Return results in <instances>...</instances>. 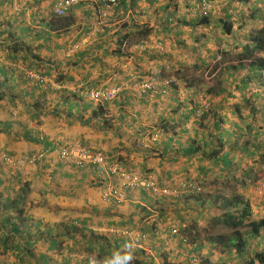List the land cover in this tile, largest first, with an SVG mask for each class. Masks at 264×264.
Wrapping results in <instances>:
<instances>
[{"label":"trees","instance_id":"16d2710c","mask_svg":"<svg viewBox=\"0 0 264 264\" xmlns=\"http://www.w3.org/2000/svg\"><path fill=\"white\" fill-rule=\"evenodd\" d=\"M26 1L24 4L29 3V0ZM36 1H34L35 4H37ZM45 1L47 7L40 11L37 19V24H42L47 29L44 33L35 34L32 31L33 27L28 23V31H26V35L28 36L27 41L15 39L8 45L0 43V51L3 49L0 52V104L4 103V106L10 109V111L12 109L17 110L14 112L16 116L27 115L29 119L39 120L38 122L46 114L56 118H60V116L67 117L72 122H74L73 120L83 122V120L90 121L93 119L104 122H110L111 120L112 122L111 116H109V119L103 116L108 109V104L105 102L95 104V102L86 101L79 96L77 91L71 89L72 86L76 85L73 73L78 72L75 67L78 66L80 59L83 60V63H93L91 67L100 65L103 76H109L111 72L105 59L102 61L101 57L108 59L116 56L123 63L122 66H129V63L132 64L137 59L135 48L139 45H146L153 32V27L148 25V22L140 24L136 21L141 13L139 8L141 0L120 1L115 12L118 13L120 18H125V22L118 27L113 36L106 37L107 39L105 40H109L107 44H110L111 47L105 49V53H102L100 60L98 56H86L89 52V47H85L84 49L80 47L66 58L64 57V46V48L58 51L59 55L57 53L55 64L52 66L48 62H45L44 58L39 54L42 53L40 47L47 45L46 42L51 35L56 34V36H59L62 33L65 34L78 25L79 16L73 10L83 7L89 2L71 4L61 14H58L52 8L51 2L53 1ZM188 2V0H163L162 3L165 5L162 6V9H166V11L162 13L159 20V22L163 21L165 29L167 28L171 32L173 30L176 32L175 39L184 50L183 55H178V59L176 60L179 64V68L174 72L176 78L182 83L186 81V65H190L196 70L204 67L207 68L210 60L217 55L212 50L220 42L225 44V51L230 57L235 53L240 54L239 59L245 60L244 66L250 69L249 71L244 69L243 61L233 62L232 66L229 63H224L221 64L220 68L218 67L217 74L214 77L219 94L223 92L243 94V96H240L242 97V107L237 116V119L242 118V125L238 120L235 125L233 123L232 129L227 133V135L232 133L235 138L233 143H231V149H227V151L223 149L225 142L222 136L225 134V131H219V133L212 131L213 129L219 130L220 126H223V118H215L210 128L206 125L209 123V115L212 111H205L201 115L196 113L195 97L198 93L200 95H207V92L202 86H197L196 90H194L195 82L192 80H188L182 92L179 90V92L166 97L163 94H155L152 97V102H148L146 100L148 96L142 94L135 100L138 103L135 104L134 112L120 106L119 110L121 114L118 121L116 118V132H118V128H128L134 123L140 126V136H143L146 133L147 126L136 124V122L139 120L138 117L144 114L143 111L148 110L146 106H151L157 111L166 110V106L171 107L173 109L171 116L180 119L185 124V130L180 136H176V133L171 134L174 138L173 142H181V144L173 147L175 149L171 148L173 142L161 147L162 151L168 154V156L164 155L162 161L165 163H178L179 166L175 169L176 172L199 171L196 175L208 186L205 200L203 201V198L198 199L201 206L200 216L191 219L189 223L185 224L188 208L179 210L178 215L182 221V225L179 224L178 229L181 235L184 237L190 236L192 242L198 237L204 238L209 242V252L202 258L200 264H212L211 256L215 251H219L221 256L217 258L214 264H264V216L259 219L252 216L250 202L244 194H238L239 192L237 191V193L226 195L224 190L225 188L234 190L236 186L247 185L246 175L248 170L245 167L246 162L240 164V161H238L241 155L253 160L260 159L261 166L264 168V107L261 100L257 104H250L249 110L247 107H244L246 102L253 103V96H258V91H256L253 81L259 75L260 69L264 67V0H227L224 2L221 0L215 13L210 12L209 15L196 14L195 17L190 16L191 7ZM7 3L10 4L11 0H0V7L7 6ZM170 5L173 7L170 8ZM7 8L4 9L6 10ZM27 8L30 11L29 16L35 19L37 11L34 5L29 4ZM24 9H26L25 5ZM22 14H25V12ZM184 21L189 26L185 25L187 30L190 27L192 29L196 27L195 32L189 36L191 42L196 40L200 42L199 40H206L210 37V43L207 45L203 44V46L186 48L185 41L182 38V34L186 30H183L184 28L179 29V25H182ZM252 21H256L258 26L252 27ZM91 22H93L94 26L96 19ZM87 23L90 25V20H87ZM235 25L238 27L237 31L234 30ZM93 26L91 24L89 28L83 30V35L80 38L77 37L75 41L77 42L85 37L93 29ZM205 26L209 29L205 30ZM0 33L3 34V32ZM219 37L222 38L219 39ZM103 38L101 37L99 41H102ZM102 44L98 43L96 47L100 48ZM31 47H33V50ZM89 53L92 55L94 51ZM141 59L140 57V61H134L136 63L134 67H138L139 70L144 71L143 68H140V63L143 62ZM20 62L25 68L35 70L42 75L50 77L55 84L61 85V87H47L44 82H38L33 77L26 75L19 66ZM64 64L66 67L63 66ZM210 66L212 67V65ZM238 67H241L244 72L243 74L239 72ZM163 70L165 71V67ZM164 73L162 71L159 74L158 69L153 76L164 79ZM81 82L85 83V86H91L87 77ZM175 87L177 88V84H175ZM207 90L213 93L215 88L210 86ZM127 93L131 95L135 94L134 92ZM181 94H184L185 100L183 102L179 100ZM174 102L176 105H174ZM132 103L134 102L132 101ZM86 112H90L89 115ZM74 113L77 114L75 117H73ZM121 116L124 117V120H122ZM171 121L172 123L174 122V120ZM3 123L8 128L13 124V122L8 120L3 121ZM126 123L129 124L127 125ZM172 123L160 119V122H156V126L157 128H167ZM39 136L38 141H44L41 138L39 139ZM136 136L140 137L138 133ZM228 138L226 137V143ZM28 139L32 141L35 139L37 141L36 137H28ZM137 140L139 146L142 147L139 141L140 138ZM214 141H217L220 146L212 149L211 145L215 144ZM204 146H207L208 149L206 150ZM161 149H150L149 152V149L145 148V153L154 156L156 152L160 153ZM104 153L108 157V164L110 166L114 165L117 161L116 158H109V154ZM149 154H146V156ZM69 164L76 166L74 163ZM88 166L97 168L95 165ZM76 167L83 168L86 166ZM252 170L253 167L250 168L251 172ZM101 171L103 170L101 169ZM102 173L106 174V172ZM221 173L222 175L219 176ZM238 173L245 178H239ZM108 175L110 177L113 176L111 173ZM188 175L190 174H185V176ZM209 175H213L216 178L225 177L220 182L219 187H213L214 181L205 180ZM141 192L145 193V191ZM187 200L184 202L186 205H188ZM159 215L162 216L164 213L161 212ZM218 226L225 227L230 233L227 235L222 233L212 234L213 231L218 232L215 230V227ZM6 237L7 239L9 238L7 235L1 238L4 249H7ZM92 245L87 244L88 249H86L88 253L93 252ZM119 246V242L116 241V248H119ZM78 247L80 246L78 245ZM198 248H200V245H198ZM71 252L73 251H69L67 256H63L60 264H72L71 261H74V259L76 261L79 260L71 257ZM94 255L93 257L97 259L105 258V252L102 250H97ZM116 259H120V257H116ZM106 260L107 258L104 261ZM134 261L137 264L142 263L137 257ZM85 262L91 263L89 260Z\"/></svg>","mask_w":264,"mask_h":264},{"label":"crops","instance_id":"0c3cea01","mask_svg":"<svg viewBox=\"0 0 264 264\" xmlns=\"http://www.w3.org/2000/svg\"><path fill=\"white\" fill-rule=\"evenodd\" d=\"M29 1L37 11L35 19L27 14V7H25L26 10L23 8L25 4L21 0H11V3H7V6L0 7V32H3V34L0 33L1 44L8 45L15 39L27 41V32L22 33V23L26 26L30 23L35 34L44 33L47 30L42 24H37L38 14L47 7L46 1L37 0V4L34 3L35 0ZM146 1L144 3V0H141L140 2H143L141 4L139 2L141 13L136 21L140 24L143 22L151 23L154 25V29L150 41L146 45L147 48H135L137 59L134 61H140L139 58L141 57L143 62L140 63V68L144 69L143 73L153 76L158 69L159 74L162 71L176 70L179 66L176 60L178 55H183L184 50L175 39L176 32L165 29L163 21L159 22L162 13L166 11V9H162V6L165 5L162 3L163 0ZM20 3L22 4V11H17L15 6ZM170 6L172 8V5ZM100 10V4L95 3V1L74 9L75 14L79 16L78 25L65 34L51 35L46 42L47 45L40 47L42 53L36 51L44 58L45 62H48L51 66L54 65L57 53L59 55L58 51L70 41H75L77 37L80 38L84 33L83 30L89 28L91 24L93 26L91 21L96 19L97 12ZM23 12L25 14H22ZM116 16H118L116 12L108 16L102 23V25L104 24L102 27L90 31L83 37L84 39L81 38L83 39L81 49L89 47V52L94 51L92 55L88 52L89 54L87 53L86 56H98L100 60V56L105 53V49L111 47L110 44H107L109 40H105L106 37L113 36L118 27L125 22L123 20V22L118 23L121 18H116ZM150 17L151 19H149ZM148 19L149 21H147ZM21 20L24 21L21 22ZM87 20H90V25ZM101 37L104 38L99 41ZM98 43H103L100 48L96 47ZM185 44L186 48L192 47L190 40H186ZM31 49L33 50V47ZM2 51L3 49L0 52ZM104 59L106 58L101 57L102 61ZM134 61L132 64H136ZM92 64L91 62L83 63V60L80 59L78 66L75 67L78 72L73 73L74 83L85 86V83L81 81H84L86 77L88 80L92 79L98 72H101L102 67L100 65L93 68L91 67ZM164 67L168 69L164 71ZM108 69L111 73L107 77V84L117 85L126 79V76L122 75L124 67L117 58L108 64ZM155 78H157L156 80L159 79L158 77ZM90 84L93 85L94 83L90 82ZM173 94L174 92L170 95ZM134 95L122 92L117 99L115 98L112 103L108 104L112 117V122L110 120L109 123L110 125L112 123V128L105 127L101 120H95V122L94 119L90 121L83 120V122L73 120L74 122H72L71 119L61 116L60 119L57 118L59 120L63 118V121L59 122L61 127H55V122L51 124L49 122L51 117L46 114L40 118L43 125L40 124L38 130L33 127L32 129L29 128L25 135L36 133L38 137L42 134L44 141L40 142V146L47 144L46 147L49 148L57 147L72 140H79L84 145H90L110 155L120 153L122 156H119L120 163L134 168L140 174L150 172L162 180L183 178L187 172H176L175 169L178 168V163H165L162 161L164 155L168 156V154L164 153L161 147L173 142L174 138L170 133L177 130H173V128L157 129L156 126V122H160V119L168 122L175 119L167 114L173 111L171 107L166 106V110L157 111L151 106H146L148 110L143 111L144 114L140 115L139 123L136 122V124L143 126L151 123L146 133H152L154 130L158 131L159 138L155 142L149 140L145 135L141 137L140 126L134 123L128 128H118V132H116V124L121 114L119 107L134 112L135 100L140 97ZM152 97L148 96L146 100L152 102ZM174 105H176L175 102ZM16 111L15 109L10 111L4 104H0V120L13 122L12 115ZM89 113L86 112L88 115ZM121 118L124 120V117L121 116ZM1 123L3 122L0 121ZM12 125L14 129L16 124L13 123ZM10 128L7 127V130ZM13 129H10L11 133H14ZM137 133L140 137L136 136ZM21 134L22 139L18 138L20 139L17 141L18 143H13L10 141V135L4 134L0 138V147L2 146L0 151L18 154L39 148V144L34 142L35 140L32 141L27 138L26 141L23 132ZM139 138L140 145L143 140L147 141L148 144L143 143V146L140 147L137 140ZM179 144L181 142L174 141L171 148ZM145 148H148L149 152L150 149L160 148L161 150L160 153L156 152V155L152 156V154L145 153ZM146 154L149 155L146 156ZM196 173H199V171L193 172V174ZM113 182H116V180L102 173L99 168L71 166V164L60 162L52 154L38 161L32 167L16 174L0 158V264H60L63 256H67L69 251L81 252L82 250V254L94 255V252L88 253V243L96 246L102 245L103 249L99 251H104L106 261H110L112 256L113 259H116V256L128 251L124 247L117 249L116 241L122 245L131 237L130 230L135 231L132 232L134 235L145 234L144 246H142L143 242L135 237L129 239L131 244L144 249V257L149 251L151 252L149 250L151 246L164 245L169 247L168 241L163 236H157L155 240L154 234L157 230L166 229L170 222L163 223L161 218L156 219L154 214L149 213L150 209L154 211L155 206L152 204V199L150 200L147 197L146 192L131 191L125 200L118 203H108L102 199L103 190ZM156 207L161 208L160 204H157ZM84 225L94 226L96 231H91ZM109 228H116V231L117 229H124L128 233L121 236L104 231ZM5 235L9 237L5 239L7 249H4L1 243V238ZM134 256L142 261V251H137ZM168 256L172 255L169 254ZM71 263L83 264L86 262L84 260H74ZM141 264H143V261Z\"/></svg>","mask_w":264,"mask_h":264},{"label":"clouds","instance_id":"9594fccd","mask_svg":"<svg viewBox=\"0 0 264 264\" xmlns=\"http://www.w3.org/2000/svg\"><path fill=\"white\" fill-rule=\"evenodd\" d=\"M52 1H53V2H51L52 8H54V10H55V5L58 4V2L60 0H52ZM94 1H95V3L100 4L101 10L99 12H97L96 23L94 24L92 30L97 29L98 27L100 28V27H102L104 25V24L102 25V23L105 21V19L108 16H110L111 14L113 15L115 13V10L118 7V5H119L121 0H117L116 5L112 6L111 8H107L105 0H85L83 2H94ZM188 1H189L188 2L189 6L191 7L190 8V16L191 17H193V16L195 17L196 14L197 15L198 14H208L209 15L210 12L215 13L216 9L218 7V3H219V0H209L210 1L209 7L204 8L203 7V1L204 0H188ZM148 25L152 26L153 29H154V25L153 24L148 23ZM185 25L188 26L185 23V21H184V23L182 25H179V29L184 28L183 30H186V32L184 34H182V38L186 41V40H190L189 36L192 35L195 32V28L196 27L193 28V29H192V27H190L189 30H187L185 28ZM205 27H207V26H205ZM213 34H211V35L213 36ZM83 39H81V40H79L77 42L76 41H70V43H67L65 45V49H64V57L67 58L73 52L78 50L81 47V45H82V40ZM149 41L147 42V44L149 43ZM210 41H211V38L209 37L206 40L201 39L200 42H198L196 40V41H193L192 43L200 44V45H203V44L207 45V44L210 43ZM72 44H77L78 48L75 49V51H73L70 55H66V50L70 46H72ZM146 45H139L136 48H145ZM212 51L214 53H216L217 55L210 60V64H209V66L207 68L204 67V68H201L200 70H196L195 68H192L190 65H186V67H187V70H186V81L184 83H182L174 75V72L177 69L165 72L164 75H167V76H163V77H165L164 79L159 78L158 80H156L157 78H155L154 76H152V75L150 76V74L149 75L144 74L143 73L144 71L139 70L138 67H134L135 66L134 64L129 63V66L128 65H123V67L125 68L123 70V76H126V79L123 80L121 83H119L117 85H109V84L106 83V85H104V86H93V85H91L92 87H86V86H84L82 84H76V85L72 86L71 89L74 90V91H77L79 96H81L86 101L95 102V104L96 103H103V102H105L106 104H109V103H112L115 98L117 99V97L122 92H134L135 95H138V96H141L142 94H145V96H154L155 94H163L165 96H170V94L172 92L177 93V92H179V90L182 92L183 88H184L185 84L188 82V80H192V81L195 82V87H193L194 90H196L197 86H202L203 88H205V90L207 92V95H200L198 93V95L195 97V100H196L195 101L196 113L198 115H201L203 112L211 110L212 112L209 115V119L212 118V123H213V120H215V118H218V117L219 118H221V117L223 118V126H220L219 130L213 129L212 131L215 132V133H219V131H225V134L222 136V138H223V140L225 142V147L223 149H225V151H227V149H229V150L231 149V147H230L231 143H233V141L235 139L234 135L232 133H230V135H227L228 131H230L232 129L233 123L235 125L238 120H239V123L242 125V118L241 119H237V116H238V113H239V111L241 110V107H242V105H241L242 97H240V96H243V94H238L236 92H231V93H224L223 92L222 94H219V95H222V97L224 98V102L223 101H219V100L217 101L215 99V97H213L214 95H216L217 90H218V89H216V83L215 82L211 85V86H213L215 88V90L213 91L214 94H211V92H208L207 88L210 87V84L208 85L207 83H209V79H212V82L215 81L214 77L216 76L217 71H218V68H217L216 72L214 74H212V76L209 78L208 69L211 67L210 65H212V67H214L215 65L218 64L221 67V64L229 63L232 66L233 62H237V61H232V59H234L235 56L230 57L227 54V52L225 51L224 46L218 47V48L215 47V48H213ZM263 57H264V53H263ZM239 58H240V56L238 57V59ZM242 61H243V59L241 61H239V62H242ZM212 63H214V64H212ZM244 65H245V60L243 61V66ZM19 66L26 73V75L33 77L38 82H44V84H46L47 87H49V86H54L55 88L61 87V85L55 84L51 80V78H49L48 76L42 75V74L38 73L35 70H30V69L25 68L24 65L21 62L19 63ZM178 68H179V66H178ZM166 69H168V68L165 67V71H166ZM244 69L247 70V71L250 70L249 68H247L245 66H244ZM238 70H239L240 73H242V74L244 73L242 71L241 67H238ZM205 71L207 72L206 74L208 75V77L206 76ZM36 76L41 77V79L40 80L37 79ZM142 84L149 85V88L144 87V86L142 87ZM175 84H177V88L175 87ZM253 84L255 85L256 91H258V89L260 87L262 88L260 92L258 91L257 99L259 100V102H260V100L262 101V104H263V107H264V67L260 69L259 75H257L254 78ZM43 88L45 89V87H43ZM91 88H108V89L115 88L117 91L115 93L114 98L111 99V100H107V101H105V100L92 101V100L87 99L81 93V91L86 90V89H91ZM228 94H231V95H228ZM179 100L181 102L185 100L183 94L180 95ZM209 100L211 101L210 102L211 105H209V102H208ZM226 103H231V104L228 105ZM167 114L172 115L173 112H170V113H167ZM14 115H16V113ZM103 116H104V118H108L109 119V116H111L109 108L105 111V115H103ZM170 123H172V121H170ZM211 124L209 122L206 126L211 128ZM150 125H151V123L147 124V128H149ZM5 126H7V125L5 124ZM167 128H173V130H175V129L177 130V131L171 132L170 135L172 133H176L177 134L176 136H180L183 133V131L185 130V124H183L180 119H177V117H175L174 122L172 123V125L168 126ZM239 129H241V127H239ZM233 131H234V129H233ZM145 137H148L149 140H151L152 142H155L159 138L158 137V131L154 130V132H152V133H149V134L146 133ZM226 137H229L228 140H227V143H226ZM40 138L42 140H44V136L42 134H40L39 139ZM203 140H207V139H203ZM214 142H215V144L211 145L212 149L218 148L220 146V144H218L217 141H214ZM36 143H38V142H36ZM143 143H145L146 145L148 144L147 141L143 140V141H141V145L142 146H143ZM76 144H78L80 148L93 149V150L101 152L103 154V156L105 157L106 165L110 166L108 164V161H107L108 157L103 151H101V150H99L97 148H94V147H92L90 145L89 146L88 145H84L79 140H72L70 142L62 143V144H60V145H58L57 147H54V148L45 147L44 145L40 146V144H39V148L38 149L28 151L27 153L9 154V153L5 152V153H2L1 161L7 167L12 169L4 161V156H17V155H20V154H29V153H32V152H34L36 150H39L41 148H45L49 152L48 156H50L51 154L55 155V157L60 162L67 163V164L74 163V165L79 166V167L80 166L83 167V166L93 165V164L85 163V162H83L81 164H78L75 161L67 162V161L59 159L56 156L55 150L58 147H60L62 145L75 146ZM204 148L206 150L208 149L207 146H204ZM45 158H43V159H45ZM109 158H116L117 161H116V163H114V165L122 166V167L126 168V170L129 171V172L133 171L141 178H144L146 176H152L159 183L160 186H166V187L170 188L171 191H173L172 194H169V195H157V194L155 195L147 188L134 187V188H128V189L125 190V195H124V199H123V200H125L126 197L128 196V193L131 192V191H140V192L141 191H145L146 193H148V195L150 197H152V198H150L147 195V197L150 200L152 199V202H153L152 204L155 206L154 211L150 209L149 213L154 214L156 219H160L161 218L163 223H166L167 221L171 220V218H169L171 215L174 216V218L178 219V222L175 223L174 225L172 223H170L167 226L166 229L157 230L155 232V234H154L155 240H156L157 236H160V235L163 236L164 239L166 241H168L169 247L168 246H164V245H159L157 247H152L151 246L149 248V250H151V252L149 251L144 257V254H145L144 249L131 244L130 241H129V239H130L129 238L122 245L119 246V248L120 247H124L125 250L128 249L127 254L124 253L126 255L121 254L120 256H116V257H120V259H113L114 257H111L110 258L111 260L106 262V261L103 260L104 258L97 259V258H94L93 256H86L87 254H82V252H75V251L70 253L71 257H75V258H77L79 260H84V261L89 260L91 262L90 264H137L134 261L135 258H136L135 256H137V255L134 256V254L137 251H139V252L142 251L143 264H159V262H158L159 259H163V260L166 259V258L171 259V256H168V255L171 254L173 256L175 254V252H179L180 251L178 249L180 247V248H182V250H183V248H185V250L187 251L186 252V256H188V257L185 260L184 264H200L202 259H200L198 253L196 251H194V249H195V247H197V249H200L202 240L205 242V239L201 238V237H198L192 242V239H191L190 236H186V237L182 236L181 232L178 229L179 228V224L182 225V221L179 219L178 212H179L180 209L181 210L182 209L185 210V208H188V211L186 212V222H185V224L189 223V221L191 219L196 218L197 216H200L199 212L201 211V206H200V203H199L198 199L199 198H203V201L205 200L206 195H207V188H208L207 184H204L203 180L200 177H198L196 174L184 176L183 178H180V179H177V180H172V181L168 180V179L162 180V179H159L158 177H156L154 174H152L150 172H147V173H144V174H142V173L140 174L134 168L127 167L124 164H121L120 161H119L120 158H119V156H116V154H114V155H110L109 154ZM43 159H41V160H43ZM41 160H39V161H41ZM238 161H240V164L243 163V162H246L245 163L246 164L245 167L248 170V173L246 175V179H247L246 183H247V185L240 186V187L236 186V188L234 190L228 189V188H225L224 190L226 192V195H231L233 193H237V191L239 192L238 194H244L246 196V198L248 199V201L250 202V209H251L252 216L254 218H256V219H259L260 217L264 216V213L261 212L264 208H261V207L258 206L259 205L258 201H254V200H252L251 197H248V195H249L248 191L250 190L252 194L255 193L256 195L255 194L254 195L257 196L259 198V200L264 204V168H263V166H261L262 163L260 162V159L253 160L252 158L250 159L248 157H245V156L241 155V157L238 158ZM36 163H34V164H36ZM33 165L21 168L19 170L18 169H12V170H17L18 172H20V171L25 170V169H27L29 167H32ZM95 166L97 167V169L98 168L102 169L103 170L102 172H106V175H108L110 173L106 168H102L101 166H97V165H95ZM251 167H253L252 172L250 171ZM112 175H113L112 178H114L116 180V182L110 183L103 190V193H102V199L103 200H104L103 194L108 188L119 187V177H118V175H115V174H112ZM221 175H222V173L219 176H221ZM224 177L225 176H223L222 178H220V177L216 178L213 175H209V176H207L205 178V180L214 181L213 185L216 186V187H219L218 181L220 180L219 181V184H220V182L224 179ZM241 177L243 179L245 178L244 176L239 174V178H241ZM251 179H252V181L250 182ZM184 185L187 186L186 190L183 189ZM187 198H188V200H187ZM185 200L188 201V205H186L184 203ZM104 201L108 202V203L122 202V201H117V200H114V199H110L108 201L104 200ZM166 203H168V206H165ZM157 204H160L161 208H157L156 207ZM257 211L261 212L262 214L261 215L257 214L256 213ZM155 212H157V213H155ZM161 212H163L164 215L160 216L159 214ZM84 226L89 228L91 231H96L94 226H88V225H84ZM218 227H220V228H218ZM218 227H215L216 231L217 230H221L223 228V226H218ZM110 230H114V231L107 230V232L108 233L117 234V235H121V236L123 234H127L128 233L127 230H124V229H119V230L117 229V231H116V228H110ZM215 233H222V232L213 231L212 234H215ZM222 234H224V233H222ZM225 235H227V234H225ZM134 236H135V238H137V240H140V241L143 242L142 246L145 245V243H144L146 241L145 234H137V235H134ZM191 243L193 244L194 248H193L192 253L189 254L188 253V248H189L188 245H190ZM198 245H200V248H198ZM217 252H219V251H215L214 253H217ZM161 253L162 254H166V256H162ZM214 253H213V255H214ZM152 254H153V256H152ZM150 256H152V257H150ZM215 257H216V259L214 260V262L211 260L212 264H214L215 261L217 260V258L220 257V256H215ZM85 264H88V263H85Z\"/></svg>","mask_w":264,"mask_h":264},{"label":"built area","instance_id":"2783aa9c","mask_svg":"<svg viewBox=\"0 0 264 264\" xmlns=\"http://www.w3.org/2000/svg\"><path fill=\"white\" fill-rule=\"evenodd\" d=\"M85 0H60L58 4L55 5V10L58 14H61L63 10L74 3L83 2ZM107 8H111L116 5L117 0H105ZM210 5L209 0L203 1V7L207 8ZM78 48L77 44H72L67 50L66 55H70L75 49ZM37 79L41 77L36 76ZM149 88V85L142 84V87ZM115 88H91L81 91V93L89 100L98 101V100H111L114 98L116 93ZM56 156L64 161L70 162L75 161L78 164L83 162L90 163L93 165L101 166L106 168L110 173L118 175L119 177V187L108 188L104 194V200L108 201L114 199L117 201H122L124 199L125 190L128 188H147L153 194L157 195H169L172 194L170 188L166 186H160L159 183L152 177L146 176L144 178L139 177L133 171H127L126 168L122 166L111 165L107 166L105 162V157L99 151L93 149L80 148L78 144L75 146L62 145L55 150ZM49 152L45 148H41L29 154H21L17 156H4V161L12 169H21L27 166H31L37 161L47 157ZM183 189L186 190L187 186L184 185Z\"/></svg>","mask_w":264,"mask_h":264},{"label":"rangeland","instance_id":"374dc122","mask_svg":"<svg viewBox=\"0 0 264 264\" xmlns=\"http://www.w3.org/2000/svg\"><path fill=\"white\" fill-rule=\"evenodd\" d=\"M22 2H25L26 0H21ZM221 1V0H220ZM219 1V2H220ZM223 2L224 1H227V0H222ZM26 2H28V1H26ZM147 2V1H146ZM145 1H144V3H146ZM141 3H143V2H140V4ZM29 4H31V2L29 1V3H26L25 4V7H28V5ZM223 7V6H222ZM24 8V7H23ZM15 9H17V11H22V4L20 3V4H18V5H16L15 6ZM26 10V9H25ZM27 14L29 15L30 14V11L28 10V8H27ZM8 12V11H7ZM116 18H119V16H116ZM123 20H125V18H121L120 19V21L118 22V23H121V22H123ZM253 23H252V27H257L258 26V23L256 22V21H252ZM21 27H22V33L23 32H25L26 33V31H28V28H27V26L26 25H24V24H22L21 25ZM205 30H208L209 28L208 27H205L204 28ZM234 30L235 31H237L238 30V27H237V25H235V27H234ZM222 37H219V39H221ZM201 41V40H200ZM111 43V42H110ZM192 46H203V45H200V44H198V45H196V44H194V43H192ZM222 46H224L225 47V45H224V43L223 42H220V44L218 45V46H216V48H218V47H222ZM234 49V48H233ZM233 56H235L234 57V59H232V61H237V62H239V61H241L240 59H238V57L240 56V54H238V53H235V54H233ZM114 60H116V56L115 57H113V58H108V59H105V62H106V64L108 65L109 63H110V61H114ZM123 64V63H122ZM212 64H214V63H212ZM64 67H66L65 66V64L63 65ZM165 66V65H164ZM97 66H93V68H96ZM218 67H220L218 64L217 65H215L214 67H210L209 69H208V73H209V78L212 76V74H214L215 72H216V70H217V68ZM207 72L205 71V74H206ZM206 76L208 77V75L206 74ZM107 77L108 76H103V74H102V71L99 73L98 72V74L95 76V77H93L92 79H89V83L90 82H92V83H94L93 84V86H104V85H106V82H107ZM100 81V82H99ZM215 81H213L212 82V79H209V83H207L208 85L210 84V86L214 83ZM261 87L258 89V91L260 92L261 91ZM211 94H214V93H211ZM183 96H184V94H183ZM213 97H215V99L218 101H223L224 102V98L222 97V95H219V93L217 92L216 93V95H214ZM252 100H253V103L251 102V103H248V102H246L245 103V105H244V107H247V109H248V107H249V105L250 104H257L258 102H259V100L257 99V97L256 96H253L252 97ZM209 102V105H211L210 104V100L208 101ZM237 102V101H236ZM138 103V101H136V103L135 104H137ZM4 104V103H3ZM226 104H228V105H230L231 103H226ZM228 109V108H227ZM249 110V109H248ZM77 114H75L74 113V115H73V117H75ZM51 117V119H50V123L52 124L53 122H55V127H61V125H60V121H63V118H61V120H59V119H57L56 117H54V116H50ZM139 118V117H138ZM12 119H13V123L14 124H16V126L14 127V129H13V125H12V127L10 128L11 130L13 129V131H14V133H11V131H10V129H8L7 130V126H5V124L4 123H1L0 124V138H2L3 137V135L5 134V135H10L9 136V138H10V141H12L13 143H18L17 141H19L20 139H18V138H21V136H22V132H23V135H24V137H25V139H26V141H27V138L28 137H36V139H37V141H38V137H37V134L36 133H32V134H30V135H28V136H26L25 134H27V130L29 129V128H31L32 129V127L33 128H36L37 130H38V128H39V126H40V124L41 125H43V122L41 121V119H40V122H38L37 120H33V119H29V117L27 116V115H20V116H16V115H12ZM1 122H3L2 120H0ZM64 121H65V119H64ZM78 122H79V120H77ZM76 122V121H75ZM94 122H95V120H94ZM103 124H104V126L105 127H108V128H112V126L110 125V123L109 122H104V121H101ZM209 122H210V124L212 123V118H210L209 119ZM77 123V122H76ZM137 123H139V120L137 121ZM54 124V123H53ZM104 127V128H105ZM20 129H21V131H20ZM18 139V140H17ZM22 139V138H21ZM35 140V139H34ZM36 140L34 141V142H37ZM41 142V141H40ZM40 142L38 141V143L40 144ZM27 148H29L28 146H26ZM1 149H2V146L0 147ZM123 152V151H122ZM2 153H5L4 151H0V158H1V156H2ZM124 155V154H123ZM116 156H121L120 155V153H117V155ZM122 157V156H121ZM12 170V169H11ZM13 172H15V174L18 172L17 170H12ZM187 173H189L190 175H192V171H188ZM220 181V180H219ZM219 181H218V185H219ZM213 187H216V186H214L213 185ZM249 194V195H248ZM248 197H251L252 198V200H254V201H258L259 202V207H261V208H264V204L259 200V198L257 197V196H255L254 194H252L251 193V191L249 190L248 191ZM256 197V198H255ZM165 206H168V203H166V205ZM262 213H264V209L261 211ZM261 212H256L257 214H259V215H261L262 213ZM169 218H171V220H169L170 221V223H172L173 225L175 224V223H177L178 222V219H176V218H174V216H170ZM218 228H220V227H218ZM109 231H114V230H110V228L108 229ZM104 231H107V230H104ZM218 232H222V233H224V234H229L230 232H229V230H227L225 227H223L221 230H217ZM128 232V231H127ZM132 232H135V231H133V230H130L129 231V233H131L130 235H131V237L130 238H134L135 236H134V233H132ZM134 236V237H133ZM135 242V241H134ZM74 246L72 245V248H73ZM188 253L190 254V253H192V251H193V248H194V246H193V244L191 243L190 245H188ZM103 248V246L102 245H99V246H96V245H92V249H93V252L94 253H96V251L97 250H100V249H102ZM180 251L179 252H175V254L173 255V256H171V259H169V258H166V259H159V264H184V262H185V260L187 259V257L188 256H186V250H185V248H183V250H182V248H178ZM194 251H196L197 253H198V255H199V257H200V259H202V258H204L206 255H207V253L209 252V242L208 241H206L205 240V242L202 240V243H201V248L200 249H197V247H195V249H194ZM81 252H82V250H81ZM127 252L128 251H126V254H127ZM126 254H124V255H126ZM162 254V253H161ZM155 255V254H154ZM86 256H94V255H86ZM162 256H166V254H162ZM215 256H221L220 255V253L219 252H217V253H214V255L213 256H211V260L214 262V260L216 259V257ZM150 257H152V256H150ZM157 261V260H156ZM168 261V262H167ZM167 262V263H166ZM83 264H85V263H83Z\"/></svg>","mask_w":264,"mask_h":264}]
</instances>
